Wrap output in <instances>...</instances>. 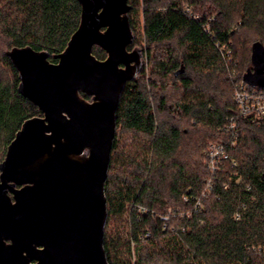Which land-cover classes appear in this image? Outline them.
Returning a JSON list of instances; mask_svg holds the SVG:
<instances>
[{"label": "trees", "instance_id": "obj_1", "mask_svg": "<svg viewBox=\"0 0 264 264\" xmlns=\"http://www.w3.org/2000/svg\"><path fill=\"white\" fill-rule=\"evenodd\" d=\"M129 4L130 14L142 13L149 51L162 50L151 72L161 84L154 77L145 80V62L140 78L121 96L105 184L108 263L132 264L127 257L135 256L134 264H264V122L251 124L234 102L237 84L246 83L252 69L254 46L264 48V0ZM81 11L78 0H0L7 48L1 61L12 73L10 82L0 78V165L23 123L42 116L19 93L7 52L31 47L61 54L79 28ZM129 20L135 33L131 15ZM135 47L134 41L128 50ZM93 54L107 57L98 47ZM168 86L180 92L171 104L159 94ZM231 119L239 126L234 146L231 133L222 131ZM119 130L132 135L126 151L120 150ZM215 143L226 145L229 159L213 172L206 151ZM139 208L149 213L141 215ZM180 209L189 217H180Z\"/></svg>", "mask_w": 264, "mask_h": 264}, {"label": "water", "instance_id": "obj_2", "mask_svg": "<svg viewBox=\"0 0 264 264\" xmlns=\"http://www.w3.org/2000/svg\"><path fill=\"white\" fill-rule=\"evenodd\" d=\"M78 2L80 25L61 54L7 52L19 93L42 116L23 123L0 165V264H109L105 184L117 112L126 85L142 74L145 52L128 50L135 40L129 0ZM245 82L264 90L261 45Z\"/></svg>", "mask_w": 264, "mask_h": 264}, {"label": "built area", "instance_id": "obj_3", "mask_svg": "<svg viewBox=\"0 0 264 264\" xmlns=\"http://www.w3.org/2000/svg\"><path fill=\"white\" fill-rule=\"evenodd\" d=\"M230 55L229 53L228 57H230ZM234 102L242 118L249 121L251 124H260L264 122V90H260L244 82H239L236 86ZM222 131L231 133V145L234 146L239 138L238 123L234 119H231ZM206 155L209 160V169L213 172L218 168V163L220 161L229 159L226 145L221 143L211 144L206 151ZM184 201L187 202V199L184 198ZM139 213L144 215L149 213V211L139 208ZM185 215L189 217V214L184 213L182 218H184ZM236 218L239 219V214H236ZM162 220L167 221L169 217H163Z\"/></svg>", "mask_w": 264, "mask_h": 264}, {"label": "rangeland", "instance_id": "obj_4", "mask_svg": "<svg viewBox=\"0 0 264 264\" xmlns=\"http://www.w3.org/2000/svg\"><path fill=\"white\" fill-rule=\"evenodd\" d=\"M131 13V11H130ZM131 15V18L132 20L135 22V45L137 46V48H141L144 50V52H150V57L147 58L146 57V54H145V62H146V70H147V73H146V78L145 80H151L154 76L152 75V70H153V66L155 65V62L161 58V55H162V50H160L159 48H153L151 51H149L148 47L146 46L144 40H143V37H144V32H143V16H142V13H132L130 14ZM3 40H2V35L0 34V78L6 82H10L12 81V73L10 72L9 68L1 61V58L2 56L5 54V52L7 51V48H6V45L4 46L2 44ZM175 44H173L174 46ZM238 72L240 71H237L236 72V75L238 74ZM141 76V75H140ZM154 79H156L154 77ZM156 80H159L160 84H161V79H156ZM149 82V81H148ZM155 92H158V91H155ZM159 94L163 95V94H166V96L169 98V101L171 103H173L174 101H177L180 97V92H179V89L176 88L175 90L173 89V87L171 86H168V90L167 92L165 91V93H160L159 91ZM188 121H183V120H178V123L179 125H181L183 128H186L188 127ZM117 135L119 137V143H120V150L122 151H126L128 149H130L132 146V135L130 133H127V132H123V131H117ZM113 176L116 175V173H112ZM158 215L161 216V213H158ZM184 215V211L183 209H180V212H179V216L182 217ZM165 217V216H164ZM126 219V218H125ZM125 222H127V220H125ZM125 225V228L122 229L123 231L121 232V234H125L124 236V239L125 241L127 240L126 239V223H124ZM119 231V230H118ZM127 261H131L132 264L135 263L136 261V257L135 256H128L127 257Z\"/></svg>", "mask_w": 264, "mask_h": 264}, {"label": "flooded vegetation", "instance_id": "obj_5", "mask_svg": "<svg viewBox=\"0 0 264 264\" xmlns=\"http://www.w3.org/2000/svg\"><path fill=\"white\" fill-rule=\"evenodd\" d=\"M133 43H134V42H133ZM130 46H131V45H130ZM136 48H137V47H135L134 49H136ZM134 49H133V50H134ZM133 50H132V51H133Z\"/></svg>", "mask_w": 264, "mask_h": 264}]
</instances>
